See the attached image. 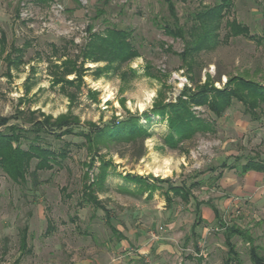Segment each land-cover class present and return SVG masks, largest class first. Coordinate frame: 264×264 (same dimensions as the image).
Wrapping results in <instances>:
<instances>
[{"label":"rangeland","instance_id":"obj_1","mask_svg":"<svg viewBox=\"0 0 264 264\" xmlns=\"http://www.w3.org/2000/svg\"><path fill=\"white\" fill-rule=\"evenodd\" d=\"M216 1L174 0L180 24L187 28L193 12ZM169 19L162 0H0V31L5 34L0 51V121L6 120L0 130L8 131L7 125L14 123L28 126L31 119L62 117L76 123L39 133L36 143L66 153L51 161V168L28 174L19 183L0 169V264H221L224 246H210L208 260L190 254L199 238L201 246L210 237L223 240L222 230L215 229L219 226L202 223L191 235L193 213L179 196L166 204L163 193L199 180L210 185L209 173H203L221 159L240 164L249 156L264 158V105L257 119L244 113L235 100L220 117L205 106H192L197 116L212 122L215 131L197 133L177 149L163 144L168 130L165 117L149 110L157 101L175 102L185 87L193 90L196 83L204 82L206 73L219 77L213 83L216 88L229 74L264 83V46L243 36L231 37L211 51L196 53L188 70L178 55L184 42L161 28ZM231 19L252 34H263L264 0H232L217 29L220 40L226 32L225 20ZM106 28L127 30V40L139 55L119 67L118 59L84 57L83 47L92 40L89 33H103ZM13 47L22 48L21 54ZM7 54L15 61L9 67ZM130 115L150 133L147 138L89 147L82 133ZM26 134L33 138L32 131ZM21 141L26 147L28 142ZM103 162L109 163L110 173L103 190L95 194L106 209L78 205L85 174L93 177ZM163 167L169 169L167 174L158 171ZM127 174L144 180H130ZM191 187L197 199L219 197L213 196L215 190ZM222 216L232 222L229 212ZM47 219L53 226L49 233ZM24 225L28 254L18 247ZM117 233L125 238L124 247ZM258 240L264 245V236ZM237 250L243 264H251L247 246L239 242Z\"/></svg>","mask_w":264,"mask_h":264},{"label":"trees","instance_id":"obj_2","mask_svg":"<svg viewBox=\"0 0 264 264\" xmlns=\"http://www.w3.org/2000/svg\"><path fill=\"white\" fill-rule=\"evenodd\" d=\"M166 6L169 20L164 21L161 25L163 32L173 38H179L184 42V49L178 53L179 57L187 64L188 70L194 63V55L201 50L211 51L218 44L226 41L228 38L243 36L247 39L253 40L257 45L264 46V33L261 35L252 34L249 28L238 22L235 19L230 21L225 20L226 32L223 40L219 39L217 29L221 25V20L226 13L229 12L232 0H218L211 6H204L193 12L191 16L190 25L185 28L180 24L179 17L176 13L174 0H162ZM90 31V26L87 27ZM128 31L117 28H106L103 33H89L90 38L83 47L84 57L92 61H99L101 59L111 62L113 59H118V67L136 56L138 52L127 40ZM5 46V34L0 31V51ZM17 51L19 54L22 48H12V51ZM10 54V53H8ZM7 54V66L13 64L15 61L9 59ZM20 56V55H19ZM134 72V69H130ZM126 73H122L121 77L125 78ZM194 89L185 87L181 91V95L177 97L175 102L163 103L157 101L149 110L155 116L165 117L168 130L163 137L164 146L169 149H177L185 140H190L197 133L214 132L215 129L211 121H207L197 116L192 110V106H205L214 116L220 117L224 111L229 108L233 101L240 102L244 108L245 113H248L252 118H257V110L264 104V83L245 78L241 75H227V79L221 88H216L213 85V78L206 74V79L202 83H196ZM192 90V91H191ZM146 118L150 115L145 112ZM6 120L0 121V126L5 124ZM28 126L20 123L7 125L6 130H0V169L15 182H22L26 175L35 174L40 169L51 168V161H55L57 157L63 158L66 153L63 151L55 152L49 148L36 143V139L40 138L39 133L48 128H65L76 124L75 121L66 120L62 117L50 119H31L28 120ZM32 131L33 138H29L26 133ZM90 132V134L88 133ZM87 133H82L85 138H88L89 147L97 149L98 144L103 141H135L137 137L141 139L147 138L150 133L138 125L137 118L129 116L117 123H105L101 126H95L94 129ZM25 139L28 143L26 147H22V141ZM28 139V140H27ZM62 150V149H61ZM36 160L34 168L29 171L32 160ZM91 161L87 164L90 166ZM108 162H103L97 167V173L88 177V173L84 176L87 180L83 183L82 193L78 205L93 204L96 207H102L100 199L97 198L95 192L103 190V182L108 171ZM223 166H226L225 164ZM254 169L264 171V162L255 160L254 158L247 159L239 166L240 172ZM88 172V171H87ZM127 178L133 181L141 182L144 177L139 175H126ZM160 179L158 177H154ZM167 181V179H160ZM198 182L191 183L188 188L183 186H172L164 191V198L166 204H172V196H179L183 202L192 197L190 192L191 186H197ZM149 188L147 191H151ZM171 190V194L169 193ZM128 193L135 194L130 190ZM198 204L196 202L195 208L198 211ZM104 210L105 208L102 207ZM223 228L224 244L226 251L222 258L221 264H243L240 253L236 248L233 237L237 236L241 241L247 244L248 257L251 264H264V251L254 243L253 236L244 229L235 225H227L223 221L219 222ZM27 225H24L19 230V250L22 254L30 253L31 248L28 245ZM53 229L49 219H47V227L45 232L49 233ZM113 232L115 228L111 226Z\"/></svg>","mask_w":264,"mask_h":264},{"label":"crops","instance_id":"obj_3","mask_svg":"<svg viewBox=\"0 0 264 264\" xmlns=\"http://www.w3.org/2000/svg\"><path fill=\"white\" fill-rule=\"evenodd\" d=\"M206 74H209L212 77L210 73ZM225 77L226 81L227 75ZM219 80V77L213 78V83ZM263 105L264 104H262L257 110V118L259 113L262 111ZM243 112L245 113L244 108ZM258 157L259 155L253 157L249 156L246 158V160L249 158H254L255 160L264 162V158L259 159ZM244 162L240 164L228 163L226 159H221V161L218 163V166L211 167L203 173L204 176H206V173H209L210 185L200 183L199 180L197 184L198 188L200 190L209 189L212 192L215 190L216 192L213 194V196L218 195L219 197L216 199H197L192 196V199L194 200L193 208H191L189 200L184 202L194 215L193 221L190 224V231L191 235H193L195 233V229L202 223L206 226L215 223L216 226H219V228L216 227L215 229L222 230L221 235L223 237V228L219 224L220 221H223L229 226L235 225L241 229L247 230L253 236L254 243L260 247L261 251H264V245L258 240L264 236V171L249 169L245 172H240L239 166ZM224 164L226 166H223ZM196 202H199L198 211H196L195 208ZM226 212H229L231 217H233L231 223H227L223 219L222 215ZM111 226L114 227L116 230L115 232H117V228L112 224ZM203 229L207 228L204 227ZM117 235L120 237L119 245L123 246V241L125 238L122 236V234L117 233ZM151 237H155L154 233H151ZM188 238L189 236H186L185 242L188 241ZM200 241V238L195 241L193 243L194 249L190 251L192 256L198 257L197 260H208V256L210 255L212 248L214 249L215 246L220 248H223L224 246L226 251L224 237L223 240L219 241H214L212 237H210L208 241H204V244L206 243L204 246H201ZM233 241L236 245V248L239 242L243 243L237 236L233 237ZM245 245L247 246V244Z\"/></svg>","mask_w":264,"mask_h":264},{"label":"bare ground","instance_id":"obj_4","mask_svg":"<svg viewBox=\"0 0 264 264\" xmlns=\"http://www.w3.org/2000/svg\"><path fill=\"white\" fill-rule=\"evenodd\" d=\"M158 171H161L163 174H167L169 169L167 167H163L162 169H160Z\"/></svg>","mask_w":264,"mask_h":264}]
</instances>
